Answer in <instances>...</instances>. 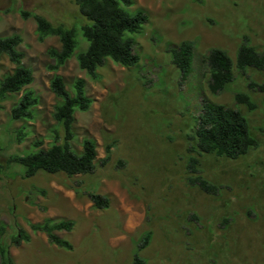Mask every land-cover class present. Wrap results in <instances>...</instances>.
Listing matches in <instances>:
<instances>
[{"label":"rangeland","instance_id":"1","mask_svg":"<svg viewBox=\"0 0 264 264\" xmlns=\"http://www.w3.org/2000/svg\"><path fill=\"white\" fill-rule=\"evenodd\" d=\"M136 8L150 16L137 38L140 61L125 67L109 59L93 79L76 59L88 47L80 26L89 21L73 0H0V37H23V63L34 75L27 88L39 97L36 119L28 122L11 118L22 93L0 99V224L7 225L11 254L17 264H133L142 238L152 231L150 244L140 250L150 264H264V92L248 87L252 80L264 81V70H235L234 81L213 95L208 72L194 67L184 79L168 50L196 40L200 55L222 48L235 60L245 36L263 50L264 0H136ZM20 9L79 27L80 45L58 71L50 68L49 49L60 48L59 38L39 40L35 19L22 18ZM14 68L3 55L0 80ZM56 73L69 89L77 77L87 80L94 102L90 110L76 112L71 143L81 153L85 137L95 140L97 167L73 176L40 170L24 177V166L9 163V157L36 150L38 139L44 140L43 147L52 144L59 100L50 84ZM241 91L257 103L255 110L235 103L234 94ZM205 97L240 109L258 146L236 159L190 151L197 146ZM19 129L27 132L22 142ZM109 145L111 159L103 165ZM191 156L199 157L200 174L220 186L216 193L190 183L195 175L187 167ZM88 192L108 196L110 207H95ZM48 218L75 221L71 231H56L73 243L72 250L51 243L45 232L32 231V223ZM19 229L31 237L15 246L12 237Z\"/></svg>","mask_w":264,"mask_h":264},{"label":"trees","instance_id":"2","mask_svg":"<svg viewBox=\"0 0 264 264\" xmlns=\"http://www.w3.org/2000/svg\"><path fill=\"white\" fill-rule=\"evenodd\" d=\"M73 2L79 7L81 15L89 21L80 26L83 36L88 41V47L76 54L78 65L82 70L93 79H98L100 77L98 67L109 59L125 67L138 64L140 54L136 49L140 43L137 38L150 21L146 9H133L136 0H73ZM20 14L24 19L30 17L35 19L39 40L43 41L51 36L59 38L60 48L49 49V55L54 61L50 65L52 70L58 71L75 55L80 45L77 38L79 27L54 24L47 17L25 9H20ZM22 43L23 37L20 34L0 37V59L6 55L15 64L14 70L0 80V99L22 93L11 108V118L28 122L36 119L39 97L34 90L27 88L34 81V75L32 68L23 63L24 52L19 49ZM168 50L171 52L172 62L181 69L184 79L195 68L202 74L206 70L209 74L208 87L213 95L225 91L227 85L234 81L235 70L244 71L249 67L264 70V49L259 50L252 45L247 36L236 51L235 60L222 48H212L200 55L197 52L196 40L182 41L180 44L171 45ZM50 87L59 100L53 112V118L58 126L53 130L52 144L43 147L44 140L38 139L33 143L36 150L25 155H11L9 163L22 164L24 177L34 176L40 170L50 173L64 172L69 176L95 171L98 157L96 141L85 137L82 141L81 153L75 152L71 143L74 139L76 112L90 110L94 102L87 93L86 78L77 77L69 89L64 77L56 73L51 79ZM248 87L264 92V81L252 80L248 83ZM234 99L236 104H244L249 110H255L258 106L246 92H236ZM197 123L194 137L197 146L192 147L190 151L196 149L199 153L236 159L258 146V140L251 133L247 117L236 107L215 103L205 97L202 99V109ZM59 125L65 132L63 142H60L62 136ZM26 137L27 132L19 129L18 141L22 142ZM107 151V156L102 160L103 165L111 159V145L107 147ZM199 166V157L191 156L187 167L189 172L195 175L189 178L190 183L199 184L208 193H216L220 186L202 176ZM42 193L46 194V191L42 190ZM88 195L95 207L100 209L110 207L111 200L108 196L94 192H88ZM74 226L75 221L71 219L48 218L40 223H32L31 229L33 232H45L51 243L72 250L73 243L61 238L56 231H71ZM6 229L7 225L1 223L0 264H17L11 254V245L5 240ZM152 234V231L145 233L134 252L133 264H150L140 254V250L150 244ZM30 237L28 232L19 229L18 234L12 237V243L19 246Z\"/></svg>","mask_w":264,"mask_h":264}]
</instances>
